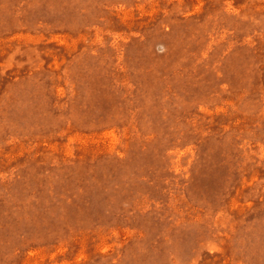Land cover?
Masks as SVG:
<instances>
[{
    "label": "rangeland",
    "instance_id": "1",
    "mask_svg": "<svg viewBox=\"0 0 264 264\" xmlns=\"http://www.w3.org/2000/svg\"><path fill=\"white\" fill-rule=\"evenodd\" d=\"M0 264H264V0H0Z\"/></svg>",
    "mask_w": 264,
    "mask_h": 264
}]
</instances>
